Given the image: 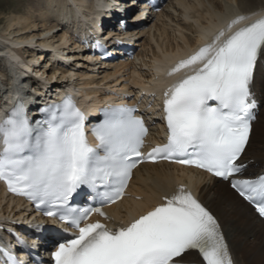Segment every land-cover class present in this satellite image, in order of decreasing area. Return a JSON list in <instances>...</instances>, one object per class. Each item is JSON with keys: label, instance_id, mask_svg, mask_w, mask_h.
I'll return each instance as SVG.
<instances>
[{"label": "snow or ice", "instance_id": "snow-or-ice-1", "mask_svg": "<svg viewBox=\"0 0 264 264\" xmlns=\"http://www.w3.org/2000/svg\"><path fill=\"white\" fill-rule=\"evenodd\" d=\"M248 19H233L169 72L191 69L165 91L167 139L150 150L144 119L127 106L104 110V120L92 128L95 146L87 117L71 96L40 108L36 121L20 100L0 121V181L74 230L52 251L54 264H181L191 250L203 264H234L219 221L182 184L116 227L109 226L113 217L104 209L125 197L139 165L169 160L229 181L264 217V175L237 178L246 168L241 156L257 108L252 90L257 61L264 56V15L231 31ZM85 197L87 204L77 202ZM93 215L106 222L92 221ZM34 227L44 231L42 224ZM0 252L7 264H21L7 250Z\"/></svg>", "mask_w": 264, "mask_h": 264}, {"label": "bare ground", "instance_id": "bare-ground-1", "mask_svg": "<svg viewBox=\"0 0 264 264\" xmlns=\"http://www.w3.org/2000/svg\"><path fill=\"white\" fill-rule=\"evenodd\" d=\"M32 1H27V11L20 7L6 13L0 11L1 107L12 104L8 97L14 91H20V96L29 91L41 94L40 88L52 90L64 82H71L79 91L91 89L92 94L109 87L128 89L129 93L135 89H156L168 74L158 77L161 71L210 43L233 19L240 15L249 17L231 31L264 12V0H170L162 13L139 32L135 62L98 67V59L89 58L70 43L71 26L66 23V28H60L63 18L69 22L74 6L83 12L90 5V14L94 10L92 0L90 4L86 0H34V4ZM114 1L115 5L125 6L127 13L134 3ZM190 72L191 69L180 71L174 76L181 79ZM154 82L159 85L152 86ZM252 90L260 109L243 161L249 163L248 174H258L264 170V56L257 64ZM181 184L191 189L219 221L234 264H264V222L226 183L197 170L167 163L143 165L131 183L132 198L124 199L109 211L117 220L137 217ZM34 218L21 200L4 194L0 185L1 226L19 225ZM182 261L200 260L197 255L188 254Z\"/></svg>", "mask_w": 264, "mask_h": 264}, {"label": "rangeland", "instance_id": "rangeland-1", "mask_svg": "<svg viewBox=\"0 0 264 264\" xmlns=\"http://www.w3.org/2000/svg\"><path fill=\"white\" fill-rule=\"evenodd\" d=\"M27 1L28 0H0V11L5 12V11H8V9H13L14 7H20L22 8L23 11H27V8L29 6L28 5L29 2ZM35 1L37 2L38 0H35ZM32 2L34 4V0Z\"/></svg>", "mask_w": 264, "mask_h": 264}]
</instances>
